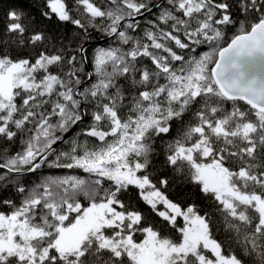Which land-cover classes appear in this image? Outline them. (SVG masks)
<instances>
[{
    "label": "snow or ice",
    "instance_id": "6c2138e0",
    "mask_svg": "<svg viewBox=\"0 0 264 264\" xmlns=\"http://www.w3.org/2000/svg\"><path fill=\"white\" fill-rule=\"evenodd\" d=\"M31 7L0 0V264H264V0Z\"/></svg>",
    "mask_w": 264,
    "mask_h": 264
},
{
    "label": "trees",
    "instance_id": "16d2710c",
    "mask_svg": "<svg viewBox=\"0 0 264 264\" xmlns=\"http://www.w3.org/2000/svg\"><path fill=\"white\" fill-rule=\"evenodd\" d=\"M5 2H9V0H5ZM10 2L20 6V7H24L30 11H33L31 5H32V0H10ZM35 14V13H34ZM0 20H2V12H0ZM103 39H100L98 41H102ZM97 42V41H94ZM105 44V43H104ZM104 44L100 45V46H104ZM97 46V47H100Z\"/></svg>",
    "mask_w": 264,
    "mask_h": 264
},
{
    "label": "water",
    "instance_id": "95a60500",
    "mask_svg": "<svg viewBox=\"0 0 264 264\" xmlns=\"http://www.w3.org/2000/svg\"><path fill=\"white\" fill-rule=\"evenodd\" d=\"M93 43L95 44V46H100V45L104 44L105 41L102 40V41H97V42H93Z\"/></svg>",
    "mask_w": 264,
    "mask_h": 264
}]
</instances>
